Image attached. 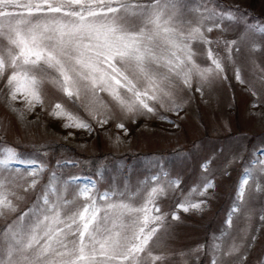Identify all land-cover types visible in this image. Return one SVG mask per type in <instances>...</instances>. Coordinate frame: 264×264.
Listing matches in <instances>:
<instances>
[{
    "label": "rangeland",
    "instance_id": "1",
    "mask_svg": "<svg viewBox=\"0 0 264 264\" xmlns=\"http://www.w3.org/2000/svg\"><path fill=\"white\" fill-rule=\"evenodd\" d=\"M129 2L147 5L150 0ZM205 8L231 12L235 19L225 18L219 21L220 27L204 33L211 44L193 39L192 61L200 69L214 68L208 55L211 49L224 71H213L204 80L193 73L191 87L170 76L160 85L158 99L148 101L153 113L128 114L107 91L92 97L82 89L79 99H70L52 82L56 73L51 70L40 90L43 104L30 108L20 94L12 101L5 79H0V158L13 149L18 160L35 161L8 165L5 174L15 175L21 185L9 188L21 199L11 197L17 210L0 216V231L31 208L50 181L71 202V211L83 205L78 192L85 186L97 198L103 193H123L126 202L139 207L151 187L178 179L179 188L167 189L156 202L166 220L139 254L142 264H152L149 252L161 257L154 264H213L214 259L216 264H264V173L259 166L251 169L253 179L231 226L226 223L245 169L264 149V33L255 31L264 26V0H170L165 15H172L187 33L199 19L195 10L208 15ZM121 17L120 23L129 31L143 26L138 14L121 13ZM237 70L244 83L236 79ZM132 73L133 69H127L130 78ZM120 92L127 98L125 90ZM57 103L90 128L66 127V116L52 115ZM104 118L107 123L101 125L98 121ZM205 164L207 171L202 168ZM41 166L36 187L25 192L23 187L32 179L27 170ZM202 178L215 186L206 197L192 199H206V206L199 211L178 209ZM173 213L179 220H172ZM214 243L221 244L219 252L214 253ZM233 244L239 251L229 254Z\"/></svg>",
    "mask_w": 264,
    "mask_h": 264
},
{
    "label": "snow or ice",
    "instance_id": "2",
    "mask_svg": "<svg viewBox=\"0 0 264 264\" xmlns=\"http://www.w3.org/2000/svg\"><path fill=\"white\" fill-rule=\"evenodd\" d=\"M169 4L170 0H150L147 5H135L129 0H0V79H5L10 99L15 101L20 94L30 108L43 104L40 90L47 71L51 70L56 73L52 82L70 99H79L82 89L92 97L107 91L128 114L145 110L153 113L148 101L158 99L160 85L170 76L179 77L185 86L191 87L193 73L201 80L213 71L223 73V66L211 49L208 55L214 68L200 69L192 61L190 45L193 39L211 44L204 33L220 27L219 21L225 18L235 19L233 14L205 8L209 14L204 15L197 9V24L189 26L185 33L172 15H165ZM121 13L140 15L143 26L129 31L120 23ZM206 22H211V26ZM255 31L264 33V26ZM129 68L133 69L131 78L127 74ZM236 79L244 83L239 70ZM121 89L126 91L127 98L121 96ZM52 115L66 116L69 121L66 127L90 128L59 103L55 104ZM98 122L102 125L107 119ZM14 162L35 164V161L18 160L13 149H7L0 158L3 165L0 216L16 212L11 197L21 199L9 188V185L21 186L17 177L5 174L8 165ZM257 166L264 173V149L258 151L250 168L245 169L226 221L229 227L244 200L245 188L253 179L251 169ZM202 168L207 171L206 164ZM42 170L43 166L27 170L32 179L23 187L25 192L36 187ZM202 181L189 190L178 209L199 211L206 206V199H192L206 197L215 186L210 179L202 178ZM179 185L178 179L169 180L166 185L156 184L139 207L126 202L123 193H103L97 198L94 190L85 186L78 192L83 205L68 211L71 202L50 181L32 207L20 212L0 231V264H142L139 254L166 220L156 202L167 189ZM112 196L121 199L112 201ZM98 199L105 203L98 204ZM172 220H179V215L173 213ZM212 247L214 253L219 252L221 244L214 243ZM238 251L239 246L233 244L229 254ZM148 256L152 264L161 259L150 252Z\"/></svg>",
    "mask_w": 264,
    "mask_h": 264
}]
</instances>
